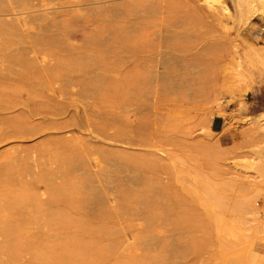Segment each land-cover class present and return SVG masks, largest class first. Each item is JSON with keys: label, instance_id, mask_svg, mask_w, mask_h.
Wrapping results in <instances>:
<instances>
[{"label": "rangeland", "instance_id": "374dc122", "mask_svg": "<svg viewBox=\"0 0 264 264\" xmlns=\"http://www.w3.org/2000/svg\"><path fill=\"white\" fill-rule=\"evenodd\" d=\"M23 6L52 47L0 124V264H264V3ZM67 70L120 78L124 132L44 113Z\"/></svg>", "mask_w": 264, "mask_h": 264}, {"label": "bare ground", "instance_id": "6f19581e", "mask_svg": "<svg viewBox=\"0 0 264 264\" xmlns=\"http://www.w3.org/2000/svg\"><path fill=\"white\" fill-rule=\"evenodd\" d=\"M260 1L264 3V0ZM3 2H0V11L3 12V10H1V7H3L7 10H4L5 12H10L9 15L12 12L15 14L14 19H11V16L7 18L8 16L6 17L5 14L8 15V13L5 12L3 13L5 16L0 17L4 18L0 19V124L6 126L9 123V114L11 112L14 110H26V108L21 106L25 104L26 101L19 98L17 99L14 94H19L17 97H23V94H26L28 91V83L32 84V82L35 81V77L31 76V74H36V71L33 69V66L29 64L30 61L27 54L28 47L37 54L38 52H44L45 49L47 50L52 46L50 45V41H46L44 37H42L46 35V33H43V28L48 24L46 21H43L45 19H42V21L39 20L40 23L38 21L39 25H37V29L35 26L29 24L32 22L27 19L28 16L25 15V13H20L22 8H25L24 6L22 7V5H25V0H3ZM19 9L20 11H18ZM0 16H2V14ZM38 18L41 19L40 17ZM14 37H18L19 40ZM19 41L22 44L21 46L19 45ZM13 42L16 44L18 43L17 45L19 46L13 47ZM89 65L94 67L93 63ZM99 70H101V67H96L95 73L99 74ZM49 79L51 80L49 81ZM49 79L48 89L54 94H58L56 100L57 104L44 111V113H49L51 116L65 115L66 111L74 106V110L79 114L82 122V125L78 124L80 127L92 128L101 133L116 137L119 133L124 132L120 112L121 105L115 103L118 105L114 107L115 105L113 106L110 104V102L114 103L122 97L121 80L118 76L113 78L104 77V79H97L96 77L86 79L85 76H80L79 73L67 70L62 78H58L55 72H52ZM60 79H64L65 86L58 87L54 85L58 83ZM78 81L80 82L77 83ZM76 85L80 87L77 91L74 90ZM80 90H83V96L92 98L91 102L88 104L85 103L86 105L82 107L83 116L78 109L79 105L75 101L76 99L73 98L78 95ZM107 102H109V108L111 110L107 108ZM110 105H112L113 108ZM141 123H139V125ZM138 129H143V126H139ZM3 130L5 129H0V131Z\"/></svg>", "mask_w": 264, "mask_h": 264}]
</instances>
